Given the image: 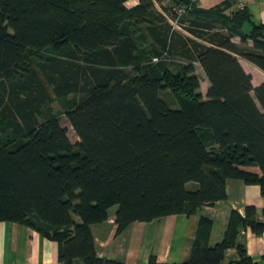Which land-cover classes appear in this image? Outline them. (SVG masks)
<instances>
[{
    "label": "trees",
    "instance_id": "trees-1",
    "mask_svg": "<svg viewBox=\"0 0 264 264\" xmlns=\"http://www.w3.org/2000/svg\"><path fill=\"white\" fill-rule=\"evenodd\" d=\"M127 1L0 0V222L55 241L57 264H120L97 256L91 233L113 207L120 234L225 200L227 179L264 200V83L253 88L236 57L264 72V24L228 3ZM262 214L231 211L214 246L201 219L182 264H220L231 248L251 264L237 237L262 235Z\"/></svg>",
    "mask_w": 264,
    "mask_h": 264
},
{
    "label": "crops",
    "instance_id": "crops-1",
    "mask_svg": "<svg viewBox=\"0 0 264 264\" xmlns=\"http://www.w3.org/2000/svg\"><path fill=\"white\" fill-rule=\"evenodd\" d=\"M200 8L210 9L224 3L239 8L243 2L252 19L264 24V0H192ZM137 0L127 1L133 6ZM238 37L232 40L237 43ZM244 72L251 76L253 88L264 83V72L247 59L236 55ZM196 74L200 80L201 94L209 87L201 68L196 65ZM203 87V88H202ZM226 199L211 206H201L192 215H170L149 222H134L117 234L115 223L116 209L109 210L108 219L91 226L96 254L99 258L116 261L120 264H146L149 256H155L162 264L186 263L196 237L201 219L211 221L209 246L222 240L228 225L231 211L244 216L247 206L256 209L257 219H263L264 200L260 188L246 185L240 180L227 179L225 182ZM237 241L243 245L251 264H264V233L253 234L250 229L239 233ZM58 244L27 225L0 222V264H57ZM240 257L236 249H228L220 264H238ZM72 264H84L81 259Z\"/></svg>",
    "mask_w": 264,
    "mask_h": 264
},
{
    "label": "rangeland",
    "instance_id": "rangeland-1",
    "mask_svg": "<svg viewBox=\"0 0 264 264\" xmlns=\"http://www.w3.org/2000/svg\"><path fill=\"white\" fill-rule=\"evenodd\" d=\"M236 40L237 43H239V38H237ZM203 88V87H202ZM169 93L168 92H160L159 93V97L164 100L168 106L172 109H177L178 105L176 104L175 100L171 97H169ZM252 97L254 98V94L251 93ZM72 95L69 96V98H71ZM78 97H81L80 95ZM49 109L51 110V113L57 115L58 117H60V125L61 127H64L67 129V137L69 139V141L71 142V144H74L78 141V138L75 136L73 130L71 129V127L69 126L65 116L63 115L64 110L63 107L61 105L60 102H54L51 105H48ZM113 210L116 209V207L112 208Z\"/></svg>",
    "mask_w": 264,
    "mask_h": 264
},
{
    "label": "built area",
    "instance_id": "built-area-1",
    "mask_svg": "<svg viewBox=\"0 0 264 264\" xmlns=\"http://www.w3.org/2000/svg\"><path fill=\"white\" fill-rule=\"evenodd\" d=\"M238 7H239V8L244 7V3H243V2H239V3H238ZM177 11L180 13L182 10H181V9H178ZM154 60H156V59H154Z\"/></svg>",
    "mask_w": 264,
    "mask_h": 264
}]
</instances>
